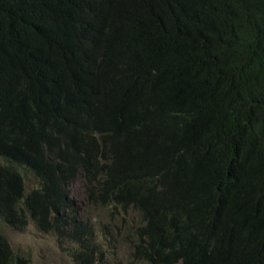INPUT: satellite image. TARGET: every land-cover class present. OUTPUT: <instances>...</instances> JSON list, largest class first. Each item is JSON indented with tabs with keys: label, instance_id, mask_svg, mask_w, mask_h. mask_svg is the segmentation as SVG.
<instances>
[{
	"label": "trees",
	"instance_id": "obj_1",
	"mask_svg": "<svg viewBox=\"0 0 264 264\" xmlns=\"http://www.w3.org/2000/svg\"><path fill=\"white\" fill-rule=\"evenodd\" d=\"M30 221L71 264H264V0H0V264Z\"/></svg>",
	"mask_w": 264,
	"mask_h": 264
},
{
	"label": "rangeland",
	"instance_id": "obj_2",
	"mask_svg": "<svg viewBox=\"0 0 264 264\" xmlns=\"http://www.w3.org/2000/svg\"><path fill=\"white\" fill-rule=\"evenodd\" d=\"M84 187L80 177L71 181L67 186V197L75 206V214H82L86 201ZM88 220L90 218H87ZM99 227L103 223H110L104 213L92 218ZM7 238L13 250L28 259V264H71L67 256L60 249L56 237L52 233L37 230L33 222H29L24 230L7 229Z\"/></svg>",
	"mask_w": 264,
	"mask_h": 264
}]
</instances>
